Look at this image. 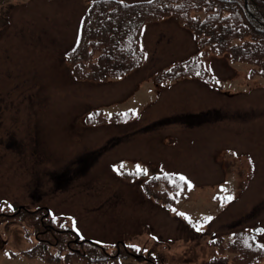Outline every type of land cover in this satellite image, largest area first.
Instances as JSON below:
<instances>
[{"label":"rangeland","instance_id":"obj_1","mask_svg":"<svg viewBox=\"0 0 264 264\" xmlns=\"http://www.w3.org/2000/svg\"><path fill=\"white\" fill-rule=\"evenodd\" d=\"M88 2L0 0V264H234L235 233L254 229L263 248L264 59L166 17L144 28L135 71L80 79ZM194 54L210 80L167 79ZM46 207L67 222L38 236Z\"/></svg>","mask_w":264,"mask_h":264},{"label":"trees","instance_id":"obj_2","mask_svg":"<svg viewBox=\"0 0 264 264\" xmlns=\"http://www.w3.org/2000/svg\"><path fill=\"white\" fill-rule=\"evenodd\" d=\"M166 17L180 19L203 45L229 53L238 61L263 64L264 0H89L71 50V62L80 66L90 64L93 71L84 72L83 76L80 69L74 70L75 75L80 79L103 80L135 71L145 58L141 48L144 26ZM196 57L197 54L174 64L165 72L167 79L187 75L190 69L203 70ZM235 236L240 253L233 257L234 264H257V257H246L248 250L264 251L255 242L253 232L240 230Z\"/></svg>","mask_w":264,"mask_h":264},{"label":"flooded vegetation","instance_id":"obj_3","mask_svg":"<svg viewBox=\"0 0 264 264\" xmlns=\"http://www.w3.org/2000/svg\"><path fill=\"white\" fill-rule=\"evenodd\" d=\"M44 209L46 210L47 217H48V221H49L50 224L48 225V227H46L47 225H45L44 228H40L39 230H38V227H39V226H37V231H38L37 235H38V236H39V235H42L43 233H46L49 229H53V230H55L54 226L52 225V224H53V220H52V218H51V215H50V212H49V210H48V207H46V208H44ZM39 221H41L42 224H44V218H43L42 220L39 219ZM58 230H61V229H60V228H59V229L57 228V231H58ZM48 234H50V232H49ZM44 235H46V234H44ZM39 240L42 241V243H43V240H44V239L39 238ZM48 242H49V241H48Z\"/></svg>","mask_w":264,"mask_h":264},{"label":"snow or ice","instance_id":"obj_4","mask_svg":"<svg viewBox=\"0 0 264 264\" xmlns=\"http://www.w3.org/2000/svg\"><path fill=\"white\" fill-rule=\"evenodd\" d=\"M121 167H123V166H121ZM140 171H141V169L139 168V166H137V173H139ZM181 179H184V178L181 177ZM181 215H183V214H181ZM200 227H202V226H198V227H197V231L200 230Z\"/></svg>","mask_w":264,"mask_h":264}]
</instances>
